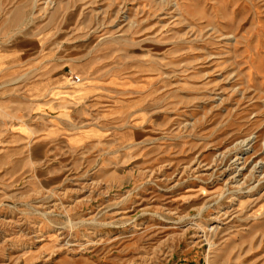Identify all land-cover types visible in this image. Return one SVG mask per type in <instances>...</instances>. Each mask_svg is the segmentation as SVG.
<instances>
[{
	"label": "rangeland",
	"instance_id": "374dc122",
	"mask_svg": "<svg viewBox=\"0 0 264 264\" xmlns=\"http://www.w3.org/2000/svg\"><path fill=\"white\" fill-rule=\"evenodd\" d=\"M0 264H264V0H0Z\"/></svg>",
	"mask_w": 264,
	"mask_h": 264
},
{
	"label": "bare ground",
	"instance_id": "6f19581e",
	"mask_svg": "<svg viewBox=\"0 0 264 264\" xmlns=\"http://www.w3.org/2000/svg\"><path fill=\"white\" fill-rule=\"evenodd\" d=\"M81 80V79H80ZM77 82H81V81ZM87 82L84 80L82 83L75 85L74 87L69 88L68 90L59 91L57 93H65L66 95H62V97H67V95L73 96V97H81L85 94L87 91Z\"/></svg>",
	"mask_w": 264,
	"mask_h": 264
},
{
	"label": "built area",
	"instance_id": "2783aa9c",
	"mask_svg": "<svg viewBox=\"0 0 264 264\" xmlns=\"http://www.w3.org/2000/svg\"><path fill=\"white\" fill-rule=\"evenodd\" d=\"M80 79L79 78H77V81H79Z\"/></svg>",
	"mask_w": 264,
	"mask_h": 264
}]
</instances>
